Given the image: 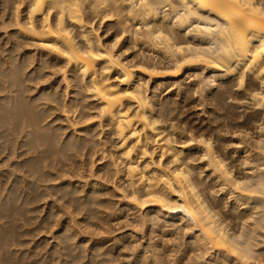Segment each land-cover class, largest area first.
Returning <instances> with one entry per match:
<instances>
[{"label":"bare ground","instance_id":"6f19581e","mask_svg":"<svg viewBox=\"0 0 264 264\" xmlns=\"http://www.w3.org/2000/svg\"><path fill=\"white\" fill-rule=\"evenodd\" d=\"M0 9L15 14V28L0 45L2 264L12 263L15 248L4 247L27 235L34 202L48 194L69 219L56 230L59 264L116 262L124 249L93 236L113 217L115 196L132 211L134 231L140 228L151 242L146 254L142 240L139 251L138 239L135 245L128 239L138 252L124 263L125 254L124 264H264V0H0ZM101 28L110 37L102 39ZM31 45L37 53L25 50ZM50 67L61 78L38 86ZM198 70H210L208 80L225 78L211 101L231 88L248 102V112L215 110L218 96L209 110L215 125L178 120L183 96L170 106L173 100L154 91L168 78L164 87L176 83L177 93L198 90L202 97L199 79L185 84ZM86 163L92 181L84 177ZM63 177L68 180L44 184ZM175 239L180 247L165 249ZM34 253L25 259L34 263Z\"/></svg>","mask_w":264,"mask_h":264},{"label":"rangeland","instance_id":"374dc122","mask_svg":"<svg viewBox=\"0 0 264 264\" xmlns=\"http://www.w3.org/2000/svg\"><path fill=\"white\" fill-rule=\"evenodd\" d=\"M7 10H1L0 9V45H1V42H2V40H5L7 37V39H9L10 38V32L13 30V28H15L14 26L15 25H10V24H12V22H13V16H15V14L13 13V11L11 12L10 11V13L11 14H7V12H6ZM5 12V13H4ZM7 14V15H6ZM10 15V16H9ZM10 17V18H9ZM3 19V20H2ZM4 23H6L7 24V28H6V26L4 27ZM2 25H3V27H2ZM10 27V28H9ZM103 28H101L100 29V31H99V33H100V35H101V38L102 39H107V37H110V30H108V31H106V32H103V31H101ZM6 30V32H4ZM8 33V34H7ZM108 33V34H107ZM10 34V35H9ZM33 45H31V46H25V50H27V49H31V51L32 52H34V53H37V47L35 48V46L34 47H32ZM1 47V46H0ZM24 48V47H23ZM23 48H17L16 49V52H18L19 54L21 53V51H24L23 50ZM34 48H35V50H34ZM131 49V48H130ZM126 50L125 52H124V54H125V56L126 57H128V55L132 52V50ZM31 52V53H32ZM15 53V52H14ZM18 53H16V55H18ZM128 53V54H127ZM2 54H3V52H1V48H0V55L2 56ZM124 54L122 55V56H124ZM121 56V57H122ZM16 57H18V56H16ZM51 69V70H50ZM45 70H49V73H48V76H46V79H45V81L42 83V82H40L39 83V85L38 86H40V85H43V84H45V83H47V82H50V81H52L53 79L55 80L56 78H58V79H60L61 78V76H60V72H58L59 70H58V68H45ZM201 73H200V72ZM166 73V75H167V72L169 73L170 71H165ZM209 72H210V70H198L197 71V75H193V77L192 76H190L189 78H186L185 79V84H189V85H192L195 81H198V79H199V86H201L202 88H203V90L202 91H200L201 92V94H204L202 97H200V96H198V90H197V92H195V94H192V92L191 91H189V93H186L185 95H182L183 93H181L182 91H179L180 93H177V90H178V86H176V83H174V84H171V85H169V86H166V87H164L165 85H167V83L169 82H167V80H168V78H166L165 79V81H163V82H165V83H162L163 85H161L162 87H160V88H157L158 90H156V91H154V93L155 94H159V96L161 97V96H164V97H166V95H167V97L168 98H170L171 100H173L172 102H170L171 104H170V106H172V105H175V102L176 101H178V99L180 100V99H182V96H183V99H182V101H183V103H182V101H181V103L183 104V108H181V110H180V108L178 109L179 110V112H178V110H177V113H178V116H179V118H178V120H181V119H183L184 117H185V120L187 121V120H190L191 122L193 121V123L194 124H196L197 123V121H198V123H199V125L203 122V123H206V124H209V123H211V122H213V123H211V124H216L217 122L215 121L214 122V120L212 119V117H211V115H210V112H209V110H211L212 108H214V106L213 105H215V101L217 100L216 98L219 96L220 97V99H221V97H222V99L220 100V99H218L217 101H222L221 102V104L219 105V108L217 109H215V110H219V112H221L222 113V111L224 112L225 110H227V109H229L230 108V114H231V116H232V114H234V113H238L240 110H242L243 112H248V102L247 101H245V100H243V99H239V101H238V96H235V91H234V89H231V88H227V89H229V90H225V91H220V93L219 94H216V96H215V100H214V98L212 99V101H211V97H210V93L212 92V91H218V90H221V87L219 86V84L221 83V82H223L224 80H225V78H217L216 77V80L214 79V81H212V80H208V79H206L207 78V76H208V74H209ZM68 73V74H67ZM66 73V75L68 76L69 75V72H67ZM56 74V75H55ZM164 73L162 74V75H165ZM201 74V75H200ZM50 75V76H49ZM200 75V76H199ZM167 77V76H166ZM178 78V79H177ZM183 75H179V76H177L175 79H176V82H177V80H178V82H180V81H182L183 79ZM52 79V80H51ZM206 79V80H205ZM192 80V81H191ZM162 81H160V82H162ZM208 81H210L209 83H208ZM201 82H202V84H203V82H205L204 84H206V85H202L201 84ZM208 84H207V83ZM184 83V82H183ZM229 83V82H228ZM227 82H226V84H228ZM211 85V87H210V85ZM149 85H151V86H148V90H147V93H148V96H150L151 94H152V92H153V83L152 84H150L149 83ZM37 86V85H36ZM205 88H204V87ZM164 87V88H163ZM218 87V88H217ZM214 88V89H213ZM233 88V87H232ZM165 89H167V90H165ZM152 90V91H151ZM165 90V91H164ZM180 90V89H179ZM207 91V92H206ZM227 91V93H225ZM162 92V93H161ZM175 94H174V93ZM209 93V94H208ZM223 93H225V94H223ZM232 93H234L233 95H234V97H232L230 100H228V97L227 96H230V94H232ZM166 94V95H165ZM178 94V95H177ZM191 94V95H190ZM227 94H229V95H227ZM170 95H171V97H170ZM175 95V96H174ZM196 95V96H195ZM199 95H200V93H199ZM233 95H231V96H233ZM177 96V97H176ZM208 98H207V97ZM173 97H175V98H173ZM204 97H206L205 98V100H204ZM218 97V98H219ZM223 97H225V98H223ZM173 98V99H172ZM200 98V99H199ZM227 98V99H226ZM230 98V97H229ZM237 98V99H236ZM204 101H203V100ZM225 99V100H224ZM176 100V101H175ZM198 100V101H197ZM227 100V101H226ZM175 101V102H174ZM201 101H203V102H201ZM225 101V102H224ZM231 101V102H230ZM236 101V102H235ZM241 101V102H240ZM205 102V103H204ZM240 102V104H242V102H244V103H246V104H244L243 103V105L244 106H246V107H243V106H241V108H240V104H238ZM200 103H202V105L200 106ZM235 105H234V104ZM239 105V106H238ZM205 106V107H204ZM228 106V107H227ZM230 106V107H229ZM249 106H251V105H249ZM174 107V106H173ZM209 107H211V108H209ZM222 107V108H221ZM224 107V108H223ZM238 107H239V109H238ZM248 107V108H247ZM206 110H208V111H206ZM243 108V109H242ZM236 109V110H235ZM205 110V111H204ZM233 111H236V112H233ZM205 115H204V114ZM209 113V114H208ZM181 114V115H180ZM203 117V118H202ZM192 118V119H191ZM227 118H229V117H227ZM200 119H202V120H200ZM212 119V120H211ZM211 122H210V121ZM218 120V119H217ZM195 121V122H194ZM202 121V122H201ZM201 122V123H200ZM224 124H222V126H223ZM221 126V127H222ZM225 129L227 128L226 127V125H224L223 126ZM222 127V131L224 130V128ZM220 129H219V131H220ZM225 132L223 131V134H222V132L220 131V135L221 136H226L227 135V133H226V135L224 134ZM1 155H0V159H1V157H2V153H0ZM96 163V162H95ZM94 163V165H98L97 163L95 164ZM0 170H2V169H4L3 167H5L4 166V163H2L1 161H0ZM90 163H86V164H83V173H84V177L86 178V177H88V181L90 180V181H92L93 180V178H89V176H87V174H89L88 173V171H89V169H90ZM85 171V172H84ZM90 172V171H89ZM86 175V176H85ZM84 177H82L81 179H83ZM93 177V176H92ZM67 177H63V178H61V179H56V180H53V181H46V182H44V184H47V185H52V184H58L60 181H62V180H68V178L66 179ZM70 179L73 181V180H75L76 178H75V176H70ZM95 179V178H94ZM87 179H84V181H86ZM82 181V180H81ZM3 185V186H2ZM1 186H2V188L3 187H5V185H6V182H4V184H2ZM1 188V190H0V192H2L3 193V189ZM2 193H0V195L2 194ZM48 196V197H47ZM52 196H54V195H52ZM50 194H48V195H46V196H43V197H40V198H38L35 202H34V204L36 205V206H38V208L35 210V212H34V215H35V220H32L33 222H31L27 227H28V232H26L27 233V235L24 233V235H22V234H20V235H18L19 233H17V241L18 240H20L19 242H17L16 241V243H14V244H9L10 246L8 247V245L7 246H5L4 248H6L8 251H9V249H11L12 250V248L14 247L15 249H13V251L12 252H14L13 254H15V257L13 258V257H11L13 260H12V263L11 264H13L14 262V259L16 258V255H17V257H18V255H19V257H18V259H20L21 260V258H23L24 257V259H23V261L24 262H26L27 260H28V262H30L29 260L30 259H25L26 257H33V255H32V253H34V248L36 249V251H38L37 253H38V255H37V258H38V260H39V258H45L44 260H45V262H47L48 263V259H52V260H50L51 261V263L55 260V259H57L56 257L57 256H55V255H58V259H57V261H59L60 262V260L62 259L61 257V255H60V253H57V252H55V254H54V250L56 249V251H57V249H59L60 250V247L59 248H56V246L58 247V246H60V243H59V241H58V239H57V237H56V233H57V231L61 228L60 226L62 225L63 226V224H64V221H69V219H68V217H66V216H68L67 215V213H65V211H64V209H62V210H60L61 209V207H59L60 209L58 210L57 208V201H55V197L53 198ZM45 197H46V199H45ZM51 198H53V199H51ZM112 198V197H111ZM116 198V199H115ZM117 198L118 197H114V198H112L111 199V201H113L112 203L113 204H110V206L113 208L114 207V209H112L111 207L109 208L110 210V212H114V213H110V212H108V214L110 213V215L111 216H113V217H116V218H111V217H107V218H110L109 220H108V222H107V220H106V218H105V224L103 223V222H100V224L102 223V224H104L105 225V227L103 226V225H100L101 227V229L99 228V230L97 229V230H95V233H97V235L95 236L94 234H93V236L95 237H93L94 239H99V240H104V241H106L107 243H105L106 245L109 243V245H111L112 247H118V248H116V249H118V250H123V253L121 254L120 252H114V254H115V258H117L114 262L115 263H117V261H118V263L119 264H124L125 262H127L126 260H129L131 257L130 256H133L134 254V252L132 253L131 251L133 250H135V248L137 249V251L135 250V253H137L138 252V248H139V251H140V249L142 250L143 249V247H144V249L145 248H147V250H146V254H148V253H150V252H148V250L149 251H151V247H150V243L151 242H146L147 241V236L146 235H142L140 232L141 231H138V230H140V228H138V232L136 231H134V229L132 228L133 227V225L131 224L132 223V221H131V219L133 218V216L131 215V210H129L130 212L128 213V211H127V213L123 210V208H121V206L123 205V201H121L122 199L120 198V200L118 201L117 200ZM45 200V201H44ZM47 200V201H46ZM52 200V201H51ZM115 200V201H114ZM54 201V202H53ZM121 201V202H120ZM52 202L55 204L54 206V209L56 208L58 211H56V210H54L53 209V211H52V214L49 216V217H47V218H45L46 217V215H47V213H48V211L50 210V207H51V205L50 204H52ZM56 202V203H55ZM116 202H120V203H116ZM60 202L58 201V204H59ZM117 204H119V205H117ZM57 205V206H56ZM115 205H117L118 207H120V209H118V207L117 206H115ZM45 206V207H44ZM123 207V206H122ZM38 209H40V210H38ZM47 209V210H46ZM112 209V210H111ZM118 209V210H117ZM122 212H121V211ZM43 211V212H42ZM62 211H64V212H62ZM115 211H117V212H115ZM118 211H119V213L121 212L122 214H120V216H119V213H118ZM60 212V214H58ZM62 212V213H61ZM56 213V214H55ZM118 214V215H116V214ZM55 214V215H54ZM65 214V215H64ZM115 216H114V215ZM131 215L130 217L128 216V215ZM53 215H54V217H53ZM37 216V217H36ZM57 216V217H56ZM66 218H65V217ZM79 215H77V219L78 218H80V216L78 217ZM123 216V217H122ZM128 216V217H127ZM63 217V218H62ZM55 218V219H54ZM61 218V219H60ZM121 218V219H120ZM127 218H129L128 220L129 221H125V220H127ZM131 218V219H130ZM122 219H123V221H122ZM134 219V218H133ZM132 219V220H133ZM38 220V221H37ZM46 221L45 223L43 222V221ZM52 220V221H51ZM56 222H55V221ZM60 220V221H59ZM121 220V221H120ZM34 221H35V223H34ZM119 221V222H118ZM131 221V222H130ZM135 220H133V223H134V225H136V226H138L139 227V225H137V223H136V221L134 222ZM41 222H43L44 223V228H43V226L42 225H40V224H42ZM51 222V223H50ZM113 222V223H112ZM37 223V225H34V224H36ZM62 223V224H61ZM108 223V224H107ZM115 223V224H114ZM122 223V224H121ZM125 223V224H124ZM113 224V225H112ZM168 224V223H167ZM167 224H166V226H165V228H163V229H168L169 230V228H170V226L169 227H167ZM108 225V226H107ZM33 226H35L34 228H36V226L38 227V229L36 230V229H34L33 228ZM59 226V227H58ZM103 226V227H102ZM112 226V227H111ZM129 226V227H128ZM136 226H135V228H136ZM74 227H76L75 225H74ZM125 227V228H124ZM32 228L35 230H32ZM113 228V229H112ZM122 228V229H121ZM130 228V229H129ZM43 229V230H42ZM45 229V230H44ZM103 229V230H102ZM137 229V228H136ZM19 231L21 230V229H18ZM57 230V231H56ZM132 230L134 231V232H132ZM167 230V231H168ZM33 231V233H31ZM131 231V232H130ZM119 232V233H118ZM130 232V233H129ZM82 233H84V230H83V232ZM81 233V234H82ZM131 233H133V234H131ZM29 234V235H28ZM81 234H79V235H81ZM86 234V233H85ZM85 234H84V236H85ZM98 234L100 235V234H102V235H100L99 236V238H98ZM111 234V235H110ZM120 234V235H119ZM131 234V235H130ZM38 235V236H37ZM79 235H77V238L78 237H80ZM83 235V234H82ZM82 235H81V237H82ZM124 235V236H123ZM127 235H129V237L127 236ZM132 235H136L135 237H133ZM24 236V238H22ZM26 236H28V237H26ZM52 236V237H51ZM88 236H89V234H88ZM87 236V234H86V236L85 237H88ZM127 236V238H125ZM145 238H144V237ZM30 237V238H29ZM109 237V238H108ZM118 237V238H117ZM142 238V239H140L139 240V238ZM37 238V239H36ZM26 239L28 240V243L27 242H25L26 241ZM74 239V238H73ZM73 239H71L72 240V242L73 241H76V238L73 240ZM117 239V240H116ZM125 239V240H124ZM127 239V240H126ZM130 241H129V240ZM134 239V241L135 240H137L138 239V241H135L136 243L138 242H140L141 240V242L142 243H140L139 245L140 246H143L142 248L141 247H138L139 245H138V243L136 244V246L138 247H134V248H132V250L131 249H129L132 245H135L134 244V241H132ZM144 239V240H143ZM119 240V241H118ZM146 240V241H145ZM35 243H34V242ZM57 243H56V242ZM91 242H92V239L90 240ZM121 241V242H120ZM124 241V242H123ZM126 241H129V242H131L132 243V245H130V243L129 242H126ZM24 242H25V244H24ZM38 242H40L39 244H37ZM169 242L171 243V244H169ZM180 240L179 239H175V240H168V244L166 243V247H165V249H167V250H169V249H177V247L180 245ZM18 243V244H17ZM19 243H21V245H22V247H21V245H19ZM27 243V244H26ZM49 243H50V245H49ZM54 243H55V245H54ZM59 243V244H58ZM87 243H89L90 244V242H87ZM125 243V244H124ZM146 243L148 244V246H146ZM35 244L36 245H39V246H36V247H34L35 246ZM89 244H87V246L89 245ZM121 244H123L122 246H121ZM143 244V245H142ZM177 244V245H176ZM19 245V246H18ZM124 245H126V246H124ZM128 245H130V246H128ZM169 245H170V247H169ZM262 245H264V243H261V245H259V248H260V250H261V252H260V254H262V255H260L262 258H264V246H262ZM15 246H17V248L15 247ZM33 246V247H32ZM55 246V247H54ZM121 247V249H120V247ZM29 247V248H28ZM33 249H32V248ZM125 247V248H124ZM133 247V246H132ZM149 247V248H148ZM174 247V248H173ZM180 247V246H179ZM31 248V249H30ZM53 248H55L54 250H53ZM17 249V250H16ZM22 251H21V250ZM25 249H30V250H26L27 251V253L28 254H31V255H28V256H26L27 255V253L25 254V252H23V250H25ZM43 249V250H42ZM174 249V250H175ZM6 250V251H7ZM10 250V251H11ZM15 250V251H14ZM48 250H49V252H50V254H49V252H48ZM53 250V251H52ZM58 250V252H60ZM7 251V252H8ZM9 251V252H10ZM33 251V252H32ZM173 251V250H172ZM172 251H168L169 253L171 252L172 253ZM12 252H11V254L9 253V256L11 255V256H14V255H12ZM17 254H16V253ZM41 252V253H40ZM47 252V253H46ZM53 252V255H51V253ZM174 252V251H173ZM19 253V254H18ZM23 253V254H22ZM36 252L34 253L35 255H34V258H33V260L31 259V261H33L34 263H32V262H30L31 264H43V263H45V262H42L43 261V259L40 261H38V260H36V262H35V260L34 259H37L35 256H36V254H37ZM45 255V256H47L48 257V255L51 257V258H49L48 257V259H47V257H45L43 254ZM47 255H46V254ZM120 253V254H119ZM133 255H132V254ZM175 253V252H174ZM25 254V255H24ZM125 254H126V256L127 257H129L128 259H125V261H124V258H127V257H125ZM128 254H130V255H128ZM176 254L178 255V253L176 252ZM175 254V255H176ZM21 255V256H20ZM24 255V256H23ZM176 255V256H177ZM43 256V257H42ZM52 256H54L55 258H53ZM60 258V259H59ZM17 258L15 259L16 261H17V263H15V264H22V262H20L19 260H18ZM120 259V260H119ZM83 260H85V258H82V260H80V261H83ZM11 261V260H10ZM38 261V262H37ZM50 261H49V263H50ZM56 260H55V263H52V264H56V263H58L59 264V262H57ZM119 261H122L121 263L119 262ZM123 261H124V263H123ZM23 262V263H24ZM27 262V263H28ZM1 264H2V262H0ZM47 263H45V264H47ZM48 263V264H49ZM73 263H77V262H74L73 261ZM114 263V264H115ZM3 264H5V263H3ZM6 264H9V263H6ZM26 264V263H25ZM127 264V263H126Z\"/></svg>","mask_w":264,"mask_h":264}]
</instances>
